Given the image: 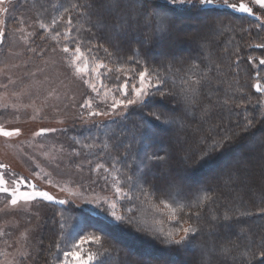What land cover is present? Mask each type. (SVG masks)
I'll return each mask as SVG.
<instances>
[{
	"label": "rangeland",
	"instance_id": "1",
	"mask_svg": "<svg viewBox=\"0 0 264 264\" xmlns=\"http://www.w3.org/2000/svg\"><path fill=\"white\" fill-rule=\"evenodd\" d=\"M244 2H247V0H244ZM158 3L165 5V0H158ZM4 6L9 7V12H0V20L5 21V24L0 25V28L5 30L4 41L0 44V125L8 130L19 129L20 135L10 138L0 136V164L8 166L5 170V179L10 180L12 178L11 174L15 173L17 177H25L29 182L35 183L38 190L49 192L55 199L48 202L38 198L31 204L21 203L13 207L7 194L0 193V264H45L41 259V253L42 248L47 249L48 245L42 239V228L50 209L56 213L60 211L58 208L52 207L53 205L67 207L72 212L101 216L113 226L109 228L111 234L104 231L100 233L96 231L97 223L80 217L74 218V216H71L70 211L61 214L63 226L68 231L66 238L68 236L72 238L79 231L86 228L89 231L86 230L85 234L93 233L102 236L105 247L111 252V256L108 258L109 264H127L123 262L126 257L150 260L152 264H199L202 249L196 243V240L201 241L200 232L196 234L193 246L183 250H175V248L172 250L169 245L153 238V232L150 229L156 231H171L173 229V223L169 219L171 213L167 210L164 213H158L153 207L154 204L159 203L160 198H166L162 192L156 190L166 187L167 182L172 181V178L179 181L183 176L189 177L198 189L202 187V184L211 183V179L222 178L229 165L231 166L236 162L234 155L237 151L233 148L230 152L223 153V156H219L216 165L209 170L201 171L195 177L189 176L190 174L185 175L181 171L183 168H189V161H183L184 166L180 170L182 173V176L179 175L180 178L176 177L173 172H169L167 175L165 172L168 171V168L163 170L161 166L148 165L149 167L147 166L143 170L149 169L147 178L155 186H148L147 183H144L143 186L148 189L149 193L155 192V195L147 198L141 196L139 199L134 198L131 201L122 198L121 195L116 194L114 184L123 188L124 192H129L130 189L124 182V176L119 174L120 167L117 157L112 155L113 141L102 140L98 133L93 134L92 129L102 128L106 123L109 124L117 118L132 121L134 126H145L147 120L142 116H145L146 112L144 109L143 111L138 109V112L132 113L131 111L136 109L130 107L124 116L88 117L87 110L81 108L80 104L88 96L95 99V93H92L80 76L69 67L67 54L61 51L62 44L67 43L71 48V43L62 40L61 44H58L56 40L52 39V33L39 27L40 21L50 24L53 17L63 13L60 7L56 4L52 6L51 3L45 2V0H12L11 4L0 7ZM171 6L185 9L181 13L182 15L174 12V10L169 13L174 18L178 16L177 21L182 22V27L178 33L197 36V33H200L198 32V25L202 24L206 20L205 17L208 16L187 5L184 7ZM253 7L255 10L258 6L253 5ZM227 10L232 11L231 9ZM73 12L74 9H71L69 14H65V18L71 16L73 19L72 35L81 36V32H78L81 25L77 24L78 18L72 15ZM232 12L226 13L214 9L210 15L212 14L213 19L217 17H228L235 20L245 19L239 18ZM243 15L247 17V14ZM20 18H23V23L19 22ZM65 27L63 21L58 22L55 26L56 30H59L62 35ZM131 40L136 41L135 37ZM152 42H154L151 43L154 53L151 57L156 59V65H161L173 58L175 54H179V51H175V47L163 48L164 44L169 42L166 38ZM95 44L99 45L101 43ZM103 46L106 48L105 43H103ZM189 48L194 50L193 46L188 47L186 45L183 53H188ZM82 51L86 53L87 63L90 67L93 66L94 61L107 64L108 68L113 71L121 67V65L115 66L116 63L110 61L108 55H99L96 50L94 52L98 57L94 52L87 55L86 47L82 46ZM255 54L264 57V51L255 52ZM81 67H84V65L81 64ZM123 67L125 69L131 68L129 64H125ZM136 70L139 71L140 69ZM101 71L102 76L100 79L95 74L87 78L96 83L98 87L101 80L108 87H112L113 82L110 83L109 81L111 77L109 79L105 78L107 72ZM257 83L264 86L261 80L255 82L254 86ZM167 87L173 89L169 84ZM251 98H255L252 93ZM157 99L160 100L151 105V112L170 114L173 105L177 104L174 96L157 97ZM261 100L264 115V93H261ZM96 107L97 105L94 103L93 108ZM99 107L100 110H104L103 105ZM117 112H119V109H117ZM81 114L84 115L85 119L80 118ZM133 118L136 122L132 120ZM139 118H141L140 122L142 124L138 122ZM150 118L154 122L152 126L149 124L154 130V134L149 142L154 141L155 147L159 149L157 153L164 155L167 153L166 148L169 144L174 143V122L165 124L155 121L152 117ZM239 125H243V123L241 122ZM41 129L49 131L44 135H37ZM143 130L142 127L141 132ZM233 132H240V128L237 127V130ZM94 137L96 140L98 139V142H95ZM98 143L99 145L100 143L107 145L105 153L89 154L87 153L89 147H83L85 144L94 145L92 148L97 152ZM250 143H243L242 153L244 156L250 151L246 147ZM146 149L147 146L141 139L140 152L142 155H144ZM139 156L138 158H140ZM227 162H229V165ZM255 169L259 171V175L264 173L260 163L257 164ZM126 170L128 171V169ZM36 173H39V175H36ZM250 176L249 172L248 182ZM117 177L120 179L117 180ZM263 182L262 180L259 183L260 189L263 187ZM252 190L253 194L258 192L256 188ZM131 191L134 197L139 195L135 183L132 184ZM61 200H65L67 203H58ZM113 202L116 204L115 211L117 214L134 216L139 221V227L142 231L134 230L135 226L123 224L117 226L114 224L110 218V205ZM128 209H131V212ZM184 215L185 218H188L187 213ZM159 221H163V223L161 224ZM254 222L259 221L255 218ZM189 223L198 225L192 217H190ZM50 229L53 230V227L50 226ZM105 233L107 235H104ZM58 234L60 236V233ZM59 236L56 233L54 237L59 238ZM63 236L61 235V240ZM118 246H121L122 250L118 251ZM50 248L51 252L56 250L55 254H59L55 245L48 249ZM89 250L92 252L98 251L95 246L85 244L84 251ZM21 253H25L26 256L21 255ZM53 259L56 261L54 256ZM189 259H192L190 263Z\"/></svg>",
	"mask_w": 264,
	"mask_h": 264
},
{
	"label": "trees",
	"instance_id": "2",
	"mask_svg": "<svg viewBox=\"0 0 264 264\" xmlns=\"http://www.w3.org/2000/svg\"><path fill=\"white\" fill-rule=\"evenodd\" d=\"M46 1L51 3L52 6L55 4L58 5L61 11H63L65 7L70 8L71 4L74 2H84V0H45V2ZM165 7L174 10V12H177L179 15H182L181 13L185 11V9H178L170 4L165 5ZM216 11L226 13L232 12L229 10L226 11V9H216ZM232 13L239 18L245 19L235 20L228 17H217L213 19V17H211L212 14H208V17H205L206 20L198 25V32L200 33H197V36L204 37V40L179 41L174 45L170 41L165 43L163 48L175 47V51H179V54H175L176 57L170 58L169 61H165L161 65H156V59L151 57L154 53L152 44L142 50L144 52L143 59L147 61L150 66L161 69L165 76H174L176 81L174 88L172 79H169L168 84L177 93V95L174 96V100H177V104H174L171 108L172 113H164L165 116L170 117L172 122H174L173 127L175 129V136L173 137L174 143L171 142L172 144H169L168 148H166L167 153L164 155H166L167 160L166 163L161 166L163 170L168 168V171L165 172L167 175L169 172H173L176 177H179V175L182 176L180 170L184 166L183 161H189V168H183L181 171L185 173V175L190 174L189 176L191 177L198 176L201 171L209 170L216 165L215 163H217L219 156H223L233 148L237 151L234 155L236 158L235 160L245 158L246 155L244 156L242 153L243 143L250 141H242L241 138H237L236 144L227 150H218L209 159L202 160L196 164L193 163L194 158H198L200 153L207 148L208 144L211 143L213 139H219L226 134L236 131L237 125L241 122L244 124L246 119L260 121L262 117H264L261 106V93L257 92L254 86V83L260 80L264 83V66L259 65V61L264 59V57L255 54V52L259 53L260 51H264V47L256 46L264 44V30L254 27L257 23L255 17L248 15L246 17V15L243 14ZM72 15L78 18L77 24L81 25V27L79 26L80 29H86L90 26L77 9H74ZM178 18V16L174 18L177 31L182 27V22L180 23L177 21ZM93 31H95V29H93ZM139 31L145 32L147 28L140 29ZM80 32L83 37L85 33L83 31ZM132 38L133 37H129L126 42H123L120 50H117L110 41L105 39H96L94 43H105L106 48L113 54L111 57L108 56V58L110 61H114L116 66L121 65V62L131 56L135 49L141 47L139 43L132 41ZM156 40L158 39L154 38L152 41ZM186 45L188 47L193 46L194 50L189 48V52L184 54L183 51ZM96 52L99 55H107L103 49H96ZM94 54L96 53L94 52ZM96 56L98 57L97 54ZM169 64L172 65L171 72L165 70ZM193 64L199 65V67L192 68ZM129 65L133 67L130 63ZM136 69H139V67ZM189 69H191V71H188ZM209 69L211 70L209 71ZM204 72H207L208 79L202 80L201 84L198 86L193 85L198 88V95L193 97L195 103L186 105L183 102L182 95H180V89L186 87V85L181 84V77L196 80L200 79ZM186 73L187 75H185ZM106 75L107 77L105 78L107 79L111 77L109 81L112 83V74L107 72ZM251 93L255 95V98H251ZM159 100L160 99H157L156 102H159ZM225 101H227V104H225ZM151 108L152 106L145 108L144 111L146 115L142 117L152 126L154 122L150 116L147 115L151 112ZM135 109L136 110H132L131 112L136 113L139 111L137 108ZM132 120H134V118ZM140 121L141 118L138 119V122L142 124ZM134 122H136V120H134ZM158 126L160 125L158 124ZM141 131L142 127L134 126V124L132 125V121L125 120V118H117L109 124L106 123L102 128L92 129L93 134L95 135L98 133L102 140L113 141L112 155L119 158L120 175L124 176L125 172L130 173V175L133 176V181H135L138 176L142 175L145 184L147 183L148 186H155V184L152 185L147 178L149 169L143 170L145 166L144 163H142L144 155L140 152ZM253 131L256 132L257 135H261L262 132H264L261 123H257ZM94 139L95 142H98V139L96 140L95 137ZM144 144L147 146L146 150L148 154H152L154 151L157 153L159 150L158 147H155L156 144L154 141L149 142L148 140L147 143ZM97 148L98 150L96 152L92 147H89L87 148V153H105V145L101 143L99 145L98 143ZM125 153L128 154L127 157ZM157 154L161 155L159 152ZM137 155H140V158H138ZM258 163H260L258 158L252 159L249 163L248 171L251 176L246 186L225 185L223 179L219 178L216 180L211 179V183L207 185L202 184V187L198 189L189 177H179V181H175L172 178V181L179 184L182 188L183 195L186 198L183 202L187 203L190 201L197 205V207L192 208L190 212L192 214L191 217L201 229V241L196 240L198 245H203L205 247L214 245L218 250L228 239L236 240L241 227L246 229V232L241 236L243 243L240 248L241 252L249 253L241 258L244 264H264V255H261V253L264 252V217L260 215L242 217V223L239 225L234 221H224L222 218L225 212L231 215L237 210L255 211L258 207H264V200H261L262 189L259 187V183L262 180L264 181V179H262V175H259V171L255 169ZM153 164L156 165L155 163H150L149 166ZM227 164L229 165V162H227ZM128 165L131 166L130 169ZM234 165L235 163L231 164V166L229 165V168ZM126 169H128V171ZM262 185L264 187V182ZM253 188L258 189V192L253 194ZM170 191L172 195H176L177 189L173 188ZM224 191L225 193H223ZM205 195L212 197V199L201 204L200 201ZM52 207L58 208L60 211L56 213L54 210L50 209L42 228V239L45 241L46 245H48L47 249L42 248L41 253V259L45 264H55L56 261H54L53 256L56 258V256L60 255V253L55 254L56 250L51 252V248L48 249L49 247L57 243H59L61 247H64L67 240L71 239L70 236L66 238L68 231L64 228V223L62 222L63 217L61 214H64L66 211H70L71 216H74V218L80 217L97 223V228H102L104 232L111 234L109 228L113 226L101 216L91 213L83 214L81 212H72L71 209L59 205H53ZM196 212L200 213L199 219L194 215ZM186 213L188 214L187 211ZM155 216L157 217V215ZM213 216L217 219L214 220L212 218ZM255 218H257L259 222H254ZM50 226L53 227V230L50 229ZM83 230L89 231L87 228ZM56 233L58 236V233H60L59 238L54 237ZM61 235H64L63 241L61 240ZM120 250H122V248L118 246V251ZM175 250L177 249L175 248ZM235 255H237L236 252L228 253L227 257L225 254L219 253L218 251L212 252L208 256L209 264H240V260L231 259V257ZM119 259L121 260L120 256ZM128 260L129 258L126 257L123 262L127 263ZM190 260L192 259L188 260L189 263Z\"/></svg>",
	"mask_w": 264,
	"mask_h": 264
},
{
	"label": "snow or ice",
	"instance_id": "3",
	"mask_svg": "<svg viewBox=\"0 0 264 264\" xmlns=\"http://www.w3.org/2000/svg\"><path fill=\"white\" fill-rule=\"evenodd\" d=\"M12 0H0V6L11 4ZM171 4L179 7L189 6L192 9L202 12L205 15L211 13L214 9H231L234 12L247 14L248 16L255 17L257 23L254 27L264 30V0H165V5ZM165 5L158 3V0H84L83 3H72L70 8L65 7L63 13L59 16H55L51 19L50 24H46L43 21L39 22L40 29L46 32L52 33V39L56 40L58 44L63 41H69L72 45L70 48L67 43L62 44L61 51L66 55L69 67H71L76 74L87 84L92 93H95V99L92 96H88L83 100L80 107L87 110L88 117L96 116H109L119 115L124 116L130 107H135L141 111L145 108H149L157 97L167 98L169 96H175L177 93L173 89L167 87L169 79H172L173 88L175 87V78L163 75L161 69L152 67L147 61L143 59L144 52L142 51L147 46L151 45L152 40L155 39H168L173 45L179 41H202L204 37H198L191 34L181 35L176 30L175 19L169 13L172 9H167ZM253 5L258 6L255 10ZM71 9H77L82 17L86 19V22L90 25L86 29H79L83 31L85 35L83 37L72 35L73 19L71 16L65 18V14L69 13ZM0 12L8 13L9 7H0ZM63 21L66 25L63 35L59 30H56L55 26L58 22ZM19 22L23 23V18H20ZM5 24L4 20H0V25ZM147 28V31L140 32V29ZM95 29V31H93ZM22 31V29H21ZM129 37H135L137 43L140 44L139 49H135L133 54L127 57L121 62V67H118L115 71L108 68L107 64L103 62H93V66H89L87 63V56L82 51V46L86 47L87 55H91L96 49H103L109 57L113 54L109 52L108 48H105L103 44H95L96 39H105L110 41L117 50H120L123 42H126ZM143 37V38H141ZM5 38V30L0 28V44L3 43ZM204 46V45H202ZM257 47H264V44L256 45ZM55 50V49H53ZM131 64L133 67L125 69L123 65ZM81 64L84 67H81ZM259 65L264 66V59L259 61ZM139 67V71L136 68ZM199 65L193 64L192 68H198ZM218 67V66H217ZM172 65L169 64L165 70L171 72ZM103 72H109L112 74L113 86L108 87L101 83L99 87L96 83H93L87 77L95 74L98 79L102 76ZM211 69H209L210 71ZM188 71H191L189 69ZM187 75V73L185 74ZM259 75V73H258ZM208 74L204 72L200 79L191 80L181 77V84L186 85L180 89V95L183 97V102L186 105L195 103L194 96L198 95V88L193 85H200L202 80H207ZM256 91L264 93V86L260 83L255 85ZM74 99V97H73ZM94 103L97 107L94 109ZM227 104V101H225ZM100 105L104 106V110H100ZM119 109V112H117ZM148 116L152 117L155 121L161 123H171L170 117L165 116L163 113L149 112ZM82 120L85 119L81 114ZM257 123H261L262 129H264V117L260 121L255 119H246L243 125H237L240 128V132H232L226 134L219 139H213L199 155L198 158H194L193 163H199L202 160L209 159L218 150H227L236 144L237 138H241L242 141H250L251 143L246 145L250 149L247 152L246 157L243 159H237L235 165L225 171L222 179L225 185H247L248 184V165L252 159L258 158L261 164V168L264 169V132L261 135H257L253 129ZM144 130L141 133V139L144 143L153 136L154 130L149 126V122L145 121ZM46 129H41L37 135H44ZM20 130H8L3 125H0V136L10 138L13 136H19ZM94 145L85 144L83 147H92ZM107 147V145H105ZM127 153L125 156L127 157ZM117 160L119 158H116ZM166 155H159L157 153L148 154L144 150V159L142 163L147 167L150 163H155L157 166H162L166 163ZM7 165L0 164V193L7 194L11 206L15 207L21 203L28 205L36 201L38 198L44 201L52 202L55 198L44 190H38L35 183L29 182L25 177H17L15 173H12V178L5 179ZM102 167V165H101ZM130 168L131 166L128 165ZM39 175V173H36ZM117 180L120 178L117 177ZM262 179H264V173H262ZM124 182L129 187V192H124L123 188L114 184L116 194L122 196V198L133 200L142 197L154 196L155 192L149 193L148 189L144 188L143 176H138L133 181V176L124 173ZM135 183L139 195H133L131 191L132 184ZM22 185L24 186L22 188ZM177 189L176 195H172L171 189ZM28 189V190H24ZM156 191L163 193L164 197L160 198L158 204H154L153 207L158 213H164L166 210L171 213L169 219L173 223V229L171 231H156L153 232V238L160 240L161 243L169 245L172 248L183 250L193 246V240L198 232L201 231L198 225L189 223L191 217L190 210L197 207L196 204L190 201L183 202L186 198L183 195L182 188L179 184L169 180L167 186L159 188ZM82 195V194H81ZM239 198V197H237ZM212 197L205 195L200 203H204L211 200ZM261 200H264V187L261 191ZM60 204H65L67 201H58ZM116 204L113 202L110 205V218L117 226L128 225L135 226L134 230L142 231L139 227V221L131 215L124 216L118 215L115 211ZM131 212V209H128ZM188 212V218H185V213ZM197 219L200 218V213H194ZM253 215H260L264 217V207H258L255 211L244 210L232 213L225 212L223 215L224 221H234L237 225L242 223V217H250ZM217 219L215 216L212 217ZM163 223V221H159ZM97 232L103 233L102 228H97ZM246 232L245 228H240L239 234L236 240L228 239L226 243L222 244L217 250L215 246L205 247L200 245L202 249V257L199 264H209L208 256L212 252L218 251L225 254L236 252L237 255L232 256L233 260H240V264H244L242 257L248 255V252H241V236ZM104 235H107L106 233ZM178 237V238H177ZM85 244L95 246L98 251H84ZM57 251L60 253L56 256V264H109V257L111 252L105 247L104 240L101 235L88 233L85 234L84 230L78 232L70 240H67L64 247H61L59 243L55 245ZM25 255V253H21ZM264 255V252L261 253ZM127 264H152L150 260H141L136 258H129Z\"/></svg>",
	"mask_w": 264,
	"mask_h": 264
}]
</instances>
